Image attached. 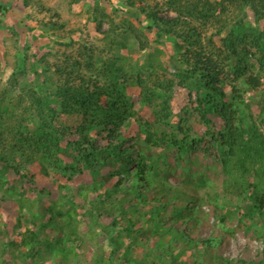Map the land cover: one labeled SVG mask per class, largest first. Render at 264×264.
<instances>
[{
  "label": "trees",
  "instance_id": "trees-1",
  "mask_svg": "<svg viewBox=\"0 0 264 264\" xmlns=\"http://www.w3.org/2000/svg\"><path fill=\"white\" fill-rule=\"evenodd\" d=\"M104 1L95 0L90 10L101 34L99 43L83 34L74 38L73 30L69 35L60 33L66 23L50 19L40 29L41 37L33 35L36 47L23 45L6 85H0V200L15 201L19 218L25 210L39 217L34 212L38 197L31 198L27 192L31 188L38 196L46 189L36 186L38 177L25 173L26 166L36 163L44 177L67 179L57 199L45 207L49 217L34 220L36 228L21 232L18 241H0V247L4 252L11 247L25 248V258L41 255L42 244L55 257L76 255L84 243L77 225L81 208L90 219L92 238L104 240L107 249L102 252L110 264L123 258L133 264H170L174 258L180 264H192L191 258L193 264H208L203 256L213 251L219 237L195 239L188 229L208 216L206 204L224 211L231 194L239 202L246 201L241 219L249 218L248 227L264 242V132L253 115L248 120L250 97L244 93L264 86V26L260 23L264 21V0H161L155 4L118 0L112 5V12L125 8L138 18L139 25L128 18L115 21ZM12 3L4 0L0 11ZM163 10L176 15L164 16ZM250 11L254 23L247 20ZM105 22L109 23L107 29L103 28ZM27 28L32 34L37 31L35 26ZM151 32L156 34L155 42L165 37L173 43L172 73L158 54L147 51ZM214 35L220 36L222 47L216 46ZM134 42L146 54L126 58L123 51ZM229 85L231 93L226 91ZM130 86H136L138 93H129ZM177 86L188 94L178 114L171 102ZM138 102L151 108L153 120L140 115ZM261 107L264 114V101ZM194 112L220 149L226 176L223 195L212 190V181L190 167H184L181 181L173 184L168 179L173 168L166 150L178 159L200 148L207 151L204 139L188 125ZM212 113L221 116L222 129L212 128ZM62 114L79 116L73 130L60 123ZM132 125L138 126L136 137L126 136ZM101 136L106 143L99 142ZM105 166L113 167L111 175L119 177L101 191L105 180L95 178ZM85 170L93 181L73 188L68 182ZM11 171L22 186L10 180ZM239 208L240 203L235 209ZM220 220L224 222L225 217L221 215ZM178 222L185 228L177 227ZM3 226L0 221V235ZM48 227L58 230L52 240L45 231ZM126 237L130 238L127 244ZM179 240L188 245L178 248ZM135 243L143 248V255L129 259L137 249ZM212 254L217 264L227 259ZM227 260L224 264L231 263ZM237 264H264V255L258 262L240 260Z\"/></svg>",
  "mask_w": 264,
  "mask_h": 264
},
{
  "label": "rangeland",
  "instance_id": "rangeland-1",
  "mask_svg": "<svg viewBox=\"0 0 264 264\" xmlns=\"http://www.w3.org/2000/svg\"><path fill=\"white\" fill-rule=\"evenodd\" d=\"M95 0H13L11 7L7 10L0 11V85L5 86L9 75L14 70L15 64L17 63L18 54L23 50V45L25 43L31 44V47L35 46V41L33 35L39 34L41 37L42 31L40 29L44 28V23L48 22L50 19L58 20L60 22L66 23V28L64 31H59L60 33L66 32L69 35V32L73 30L72 37L78 38L79 35L83 34L88 40L99 43V37L101 34L96 30V24L92 20L90 10L93 7ZM118 0H105L103 5L106 7V11L111 13L115 21L121 22L124 18L130 19L134 24H138V18L136 16H131V14L125 10V8H119L116 12L113 11V4ZM4 0H0V4ZM149 4H155L161 0H148ZM162 15L164 16H175L176 13L170 10H163ZM144 15H140V18ZM247 20L253 21L254 17L250 11L248 14ZM147 22V21H146ZM261 25L264 26V21H260ZM27 25L37 27L36 33L32 34L28 30ZM139 25V24H138ZM109 27V23L105 22L103 25L104 29ZM14 29V33L11 29ZM212 29L207 31L208 35H211ZM87 35V36H86ZM156 34L154 32L149 33L150 46H148L147 51L154 52L158 54L159 58L163 60L164 64L167 65L169 73H172L174 67L171 64L174 62L171 57L175 53V47L171 41L168 39L160 38L159 43L155 42ZM64 38H62L63 40ZM216 46L222 47V42L220 36H213ZM36 47V46H35ZM33 48H31L32 51ZM126 58H141L142 55L146 54L144 51L141 52L138 50V45L136 42L133 43L130 49L123 51ZM176 63V62H175ZM33 77V76H30ZM264 86L258 91L247 90L244 93L246 94L248 102L250 103V110L248 115L249 121H252L251 115H253V121L258 122L262 131L264 132V114L262 113V98L261 94L263 92ZM129 93H138L136 86H130L128 88ZM262 90V91H261ZM226 91L228 93L232 92L231 86H226ZM172 107L176 114L181 112L182 107L186 104L188 100L187 90L183 87L177 86L174 91H172ZM248 95V96H247ZM264 95V94H263ZM137 109L140 115L143 118L148 120H153L151 108L148 105H143L140 102L137 103ZM262 116V117H261ZM212 121V128L215 130L222 129L223 120L218 114H210ZM177 119V118H175ZM251 119V120H250ZM80 121L78 115H60V123L69 128L68 130H73L74 126L77 125ZM248 121V122H249ZM188 125L193 128V134L202 137L207 146V151L203 148L197 150L195 153H190L189 155L178 159L176 154L169 150L165 151L167 161L172 167V171L167 173L169 181L171 183H177L181 181L184 176V167H190L192 172L203 174L206 178L212 181L214 185V191L219 192L223 195L224 181L226 176L222 169V163L219 160L220 149L217 143L206 134V126L202 121L199 120L198 113L194 112L189 115ZM138 126H130L127 129L126 136L136 137L138 132ZM72 134H69V138H73ZM68 137H66L67 139ZM66 140H64L65 142ZM100 143H106L101 137H99ZM71 156L67 157V160H71ZM189 158V159H188ZM122 167L121 165H114ZM113 167L105 166L101 169V174L95 180H105L101 191H104L106 188L111 187L117 180L118 175H111L110 170ZM123 170V168H122ZM28 175L36 173L37 175V184L39 188H45V194L38 195L35 191H32L29 188V184H26L28 195L31 198L38 197L37 210H34L35 213L40 214L39 217L32 216L28 210H25L22 213V217L19 218L18 205L15 201L7 199L0 200V221L5 224L2 227V232L0 235V241H9V239L20 240L21 232L25 231L28 227H35L34 220L41 221L44 218L49 217L50 213L46 210V205L50 202H53L57 199L60 191H62L63 186L67 183V179L61 177L60 175H55L52 177H44L39 173V167L36 163H32L26 166L25 173ZM124 174L125 171H122ZM9 178L13 182L15 180L17 186H22V182L19 179L18 175L14 172L9 173ZM58 179V181L56 180ZM249 180H254V175L250 174ZM92 176L87 170L79 173L74 176L73 180L69 181L73 188H77L81 184H89L92 182ZM62 183V184H61ZM207 189L204 188L203 191ZM64 191V190H63ZM152 194H150V197ZM230 197L233 199H230ZM226 198V197H225ZM229 204L225 207L224 211H221L213 204H206L204 206L205 213L208 216L203 217L198 226L194 228H189L188 232L192 238L195 239H204L209 236L219 237V242L213 251L205 254L203 257L208 262V264H217L216 261L212 259V253L217 255H222L227 259L231 260L230 264H237L240 260L245 261H254L258 262L263 258L264 242L263 239L257 236L253 228H249L248 224L251 223L249 218H242L244 213L246 201L239 202L236 200L234 194H231L227 197ZM226 199H223L225 201ZM240 203V208L238 210L235 207ZM44 210V211H42ZM42 212V214H41ZM221 215L225 217V221L220 220ZM58 219V218H57ZM77 225L79 228L80 236L84 239V243L79 247L77 254L69 258H60L55 257L54 255L48 252L49 250L45 248V244H42L41 250L42 254H34L33 256L26 257L22 256V252L25 248L15 249L11 247L9 250L4 252L3 248L0 247V264H110L106 261V254L102 252L107 249V246L104 240H99L92 238L93 232L89 229V220L87 216L83 214V209L79 208V215L77 216ZM105 221H109L108 218ZM256 222L261 223V218L256 217ZM177 227L184 229L185 225L178 222ZM46 233L50 234L48 240L54 239L58 235V230L48 227ZM94 235L96 233L95 230ZM56 235V236H55ZM85 235V236H84ZM92 235V236H91ZM130 237V236H129ZM126 237V244L129 242L130 238ZM155 240L157 238H154ZM46 240V241H48ZM45 243V242H43ZM177 247L182 249L188 244L185 241H177ZM137 249L133 251L129 259L141 258L143 255V248L135 243ZM135 247V248H136ZM199 247L203 248V244L200 242ZM165 256H167L165 254ZM104 258V260H103ZM227 259H222L224 262L228 261ZM169 260V259H168ZM117 264H133L126 261L124 258L120 261H117ZM169 262V261H168ZM180 260L174 258L170 264H180ZM193 258H191V263L193 264ZM221 262V264H224Z\"/></svg>",
  "mask_w": 264,
  "mask_h": 264
}]
</instances>
